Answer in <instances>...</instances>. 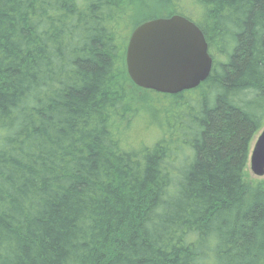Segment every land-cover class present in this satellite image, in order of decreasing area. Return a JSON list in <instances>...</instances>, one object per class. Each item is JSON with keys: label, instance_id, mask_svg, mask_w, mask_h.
I'll use <instances>...</instances> for the list:
<instances>
[{"label": "trees", "instance_id": "16d2710c", "mask_svg": "<svg viewBox=\"0 0 264 264\" xmlns=\"http://www.w3.org/2000/svg\"><path fill=\"white\" fill-rule=\"evenodd\" d=\"M175 13L211 72L131 144L130 30ZM263 113L264 0H0V264H264Z\"/></svg>", "mask_w": 264, "mask_h": 264}, {"label": "water", "instance_id": "95a60500", "mask_svg": "<svg viewBox=\"0 0 264 264\" xmlns=\"http://www.w3.org/2000/svg\"><path fill=\"white\" fill-rule=\"evenodd\" d=\"M127 74L138 87L177 94L196 88L210 74L213 60L201 29L180 14L145 20L130 32ZM249 168L264 175V127L249 153Z\"/></svg>", "mask_w": 264, "mask_h": 264}, {"label": "rangeland", "instance_id": "374dc122", "mask_svg": "<svg viewBox=\"0 0 264 264\" xmlns=\"http://www.w3.org/2000/svg\"><path fill=\"white\" fill-rule=\"evenodd\" d=\"M182 7L186 8L187 2L183 3ZM199 90L198 88L185 90L176 95L150 89H134L128 100L130 111L127 115L129 124L136 133L130 140L131 144L143 142L145 145H151L164 128H170L176 124L173 120L181 116L183 121L184 117L188 118L195 114L193 109L197 105L190 106L189 104L200 97L201 92ZM184 120L186 122L187 119ZM262 122L264 124V113L262 114ZM172 135L179 137V133L168 134V137H172ZM260 178L250 171L249 166L246 168V180L256 181Z\"/></svg>", "mask_w": 264, "mask_h": 264}]
</instances>
